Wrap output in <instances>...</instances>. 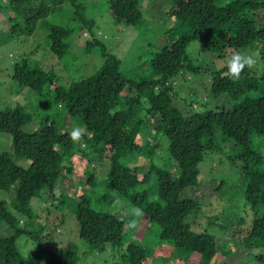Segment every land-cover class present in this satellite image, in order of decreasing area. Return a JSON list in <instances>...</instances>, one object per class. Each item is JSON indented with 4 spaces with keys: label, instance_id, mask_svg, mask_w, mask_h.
<instances>
[{
    "label": "trees",
    "instance_id": "obj_1",
    "mask_svg": "<svg viewBox=\"0 0 264 264\" xmlns=\"http://www.w3.org/2000/svg\"><path fill=\"white\" fill-rule=\"evenodd\" d=\"M99 1L106 3L116 24L137 27L144 20L142 0ZM3 3L0 9L10 23L11 37L33 36L47 23L45 46L59 60L70 47L72 30L51 24L49 19L61 13L71 14L67 22L79 23L88 32L86 49L100 51L103 63L97 73L70 85L27 59L14 65L12 78L21 89L28 88L40 98H52L66 117L83 126L85 133L80 141L73 142L67 126L56 116L51 120L49 114L39 116L40 127L27 130L33 113L21 105L0 108V134L8 135L12 141L9 152L0 153V227L6 225L12 231L9 236L0 235V264H28L18 240L23 235L36 239L41 230L30 229V223L21 227L20 221L37 220L35 201L48 202L59 181L67 179L69 185L71 175L80 169L90 175L88 185L93 184L96 164L105 167L106 180L132 204L141 221L157 225L159 233L152 249L139 238L141 231L137 230L129 240L124 219L99 211L82 195L76 219L80 237L90 249L101 253L110 250L111 264H157L156 258L165 255L168 258L164 257L162 264H180L191 254H198L200 264H212L220 255L226 257L229 252L224 251V246L230 245L232 251L234 243L221 242L218 249L217 234L210 233L209 226L198 225L197 218L191 219L192 215L201 217L199 201L182 199L181 194L187 188L216 181L202 178L200 165L207 153L223 152L228 142L236 144L234 157L244 162V194L253 213L250 222L248 215L240 217L237 229L240 236L244 231L246 235L237 240L252 255L249 264H264V23L258 21V14L264 17V0H171L166 15L175 25L169 31L182 29L180 35L149 51L146 71L138 73V61L130 77L121 70V58L100 39L102 34L92 32L96 21L87 16L81 0ZM193 41L203 45L199 66H193L187 54ZM238 52L252 54L255 64L233 80L226 75L224 61ZM140 58L143 61L144 55ZM193 81L207 92L209 100H198ZM164 153L175 161L177 176L160 166ZM140 157L150 161L147 172L130 166ZM153 175L157 177L155 199L148 190ZM225 185L221 179L217 192ZM224 212L214 215L206 225L222 228ZM46 217L50 220L51 213L47 212ZM167 245L174 251L169 252ZM35 258H44L47 264L79 263L74 244L55 250L43 248Z\"/></svg>",
    "mask_w": 264,
    "mask_h": 264
},
{
    "label": "rangeland",
    "instance_id": "obj_2",
    "mask_svg": "<svg viewBox=\"0 0 264 264\" xmlns=\"http://www.w3.org/2000/svg\"><path fill=\"white\" fill-rule=\"evenodd\" d=\"M81 2L86 7L87 16L96 21V27L93 28L92 32H100L102 34L100 39L107 43L106 46L109 50L121 58V70L128 77L136 69L138 61L140 66L136 70L138 73L145 72V58L148 57V52L155 51L164 46L169 42V39L171 40V38L180 35L182 30L169 31L175 25L173 19L170 20L166 15L170 9L171 0H142L141 11L144 14V20L137 27L126 23L116 24L104 1L81 0ZM0 5L1 7L4 5L3 0H0ZM61 14L51 16L49 22L51 24H61L71 29L69 40H72V42L64 58L59 60L45 46L49 32L47 23L46 25H41L33 36L21 35L11 37L10 23L7 20L5 12L0 9V108H13L21 105L28 112L33 113L32 123L25 127L27 130L40 127L41 125L38 124V120L41 118L39 116L47 114L51 116V120L56 116V119L63 122L67 126L66 129L70 132L76 126H83L78 125L79 123L75 121L72 122L68 116L66 117L65 111L60 110L58 104L52 98H40L38 97L39 95L28 88L21 89L12 78L16 63L27 59L36 66L54 72L56 77L60 78V81L66 85H70L79 78L97 73L103 63L100 51L97 49L93 51L86 49L85 45L90 38L87 36L88 32L81 29L79 23L67 22L70 17H73L71 14L68 15L66 13L62 14L63 17H59ZM258 18L260 23H264L262 15L258 14ZM149 44H151L150 47L148 46ZM202 50L203 45L201 42L193 41L189 45L187 54L191 58L193 66L201 64L200 59L204 55ZM141 54L144 55L143 61L140 58ZM225 64H227V61H224ZM192 77L194 78V76ZM197 77L198 79H203L201 78L202 75H198ZM182 83L183 81L178 85L181 86ZM191 84L194 85L197 92L196 96H198L200 102H206L210 99L207 92L200 88L197 82L193 81ZM262 91L264 93V88ZM212 101H215V99H212ZM261 143L263 144L264 153V142ZM11 147V138L8 135L0 134V153L9 152ZM82 147L88 149V146L84 144H82ZM236 153V144L234 142L226 143L221 153H207L200 165V170H202L201 175L202 178H207L209 181L213 178L216 181L187 188L181 194L182 199H196L199 201L201 217L198 218L200 214H197L192 215L191 219L197 218L198 225L202 223L204 226H209L211 228L209 232L217 234V238L220 239L217 242L218 249L221 247V242L230 241L234 243L232 251L230 245H225L224 251L229 252V254L226 257L224 256L225 258L220 255L212 264H243L250 257L246 262L249 264L252 258V255H249V251L240 245L237 240L243 239L244 235H246V231L241 233V236L238 232L239 228L237 229V227L240 224V217L248 215L250 222L253 218V213L249 210V205L244 194L245 181L242 178L244 162L234 157ZM160 154L158 152V155ZM164 154L159 159V162H161L160 166L172 170L175 176H177L178 172H176L175 161L170 155ZM173 165L175 168L172 167ZM130 166L131 168L139 167L141 172H147L150 161L147 157H140L138 163L133 162ZM94 169L96 170L93 173L95 177L93 184L88 185L87 181L90 175L87 174V171L80 169L73 174L75 176L71 175L72 180H70L69 185L67 179L59 181L55 194L48 196V202L35 201V213L39 215L37 220L35 217L33 221H29L28 219L20 221L19 225L21 227L30 223L33 226L29 227L30 229L41 230L36 239L30 238L29 235H23L18 240V246L23 255L27 257L28 264H47L44 258H35V254L42 253L43 248L48 247L55 250L59 247H66L68 244H74L77 247L78 264H111L113 262V255L110 250L102 253L92 250L80 237L79 224L76 219V208L79 197L82 195H86L92 206L99 211L110 212L118 215L120 219H124L127 239L133 238L138 230L142 233L139 238L144 239V243H146L149 249H152L156 245L159 227L141 221V217L135 214L136 210L132 207V204L108 183V180H106L107 175H105L106 169L104 166L102 167V164L99 166L96 164V168ZM221 179L226 181V185L218 193L217 188H219ZM156 182L157 177L153 175L152 181L148 185L149 194L152 199L157 198ZM4 194L2 193L1 195L3 196ZM61 194H63V197H61ZM60 199L59 203H61L58 204L57 201ZM9 207H11L10 204ZM46 210L48 213H51L50 220L46 219ZM221 211H226L224 212L226 215L223 217L227 218L220 219L222 221L220 224L223 227L229 228L230 233L237 234V237H232L223 227L206 225L214 215L219 214ZM18 218L20 217L18 216ZM133 222L135 223L134 227L131 226ZM227 223L228 225H225ZM42 226L45 229H42ZM240 226L244 230L246 229L243 223ZM11 233L12 231L8 226L3 225L0 227L1 236L6 237ZM171 247L167 245L169 252L174 251ZM261 250L263 251L264 247ZM164 257L168 258L167 255L161 256L160 259L159 257H155L157 264H162ZM197 258L198 254H191L189 260L181 261L180 264H200Z\"/></svg>",
    "mask_w": 264,
    "mask_h": 264
},
{
    "label": "clouds",
    "instance_id": "obj_3",
    "mask_svg": "<svg viewBox=\"0 0 264 264\" xmlns=\"http://www.w3.org/2000/svg\"><path fill=\"white\" fill-rule=\"evenodd\" d=\"M227 65H226V75H228L231 79L236 80L240 78L241 72L247 67L251 68L255 64V59L252 55L246 53H234L230 58L226 57ZM85 133V129L83 127L76 126L69 134V138L73 142H78L81 140L82 136ZM132 227L135 226L133 222Z\"/></svg>",
    "mask_w": 264,
    "mask_h": 264
}]
</instances>
